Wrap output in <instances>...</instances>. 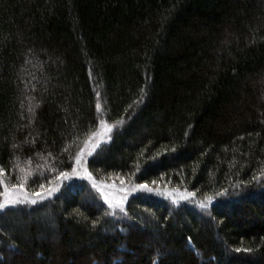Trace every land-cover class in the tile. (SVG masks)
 <instances>
[{"label":"trees","instance_id":"1","mask_svg":"<svg viewBox=\"0 0 264 264\" xmlns=\"http://www.w3.org/2000/svg\"><path fill=\"white\" fill-rule=\"evenodd\" d=\"M0 169V264H264V0H0Z\"/></svg>","mask_w":264,"mask_h":264},{"label":"rangeland","instance_id":"2","mask_svg":"<svg viewBox=\"0 0 264 264\" xmlns=\"http://www.w3.org/2000/svg\"><path fill=\"white\" fill-rule=\"evenodd\" d=\"M111 129V130H110ZM113 125L102 122L100 125V129L91 137V139L86 143L84 146L83 151H80L78 155L80 156V159L75 160L73 170L68 174L66 177L70 178H79V179H85L90 183L94 191L97 193L98 197L101 198L102 201L107 204L109 207V210L113 213H115L117 216H120L124 213V206L127 198L137 192H143L155 195L160 198H164L167 200H170L172 202L178 203V202H184L191 198V195L189 193H186L184 191H179L171 188H153L150 186H147V188H140V185L143 184H135L130 182H122L117 180H95L88 174V171L86 169V161L88 157L93 153V151L103 142H106L108 140V136L110 132L113 130ZM77 155V156H78ZM67 178L64 177L66 180ZM60 183L54 184L52 187L42 190L40 192L43 193V198H38L35 196V193H29L24 188L23 190L16 188L13 190L12 186H8V189L12 190V194L14 196H17L21 199L27 198V200H33L35 199L38 202H42L44 200H47L51 198L54 193L59 189ZM52 189H55V191H51V194L49 195L48 192ZM4 192V189L2 193ZM190 201V200H189ZM198 206L201 208L208 207L209 204L205 202H196ZM17 204H33L30 202H24V203H17ZM15 204V205H17ZM35 204V203H34ZM11 205V206H15ZM9 206V207H11ZM199 208V207H198ZM122 213V214H121Z\"/></svg>","mask_w":264,"mask_h":264},{"label":"snow or ice","instance_id":"3","mask_svg":"<svg viewBox=\"0 0 264 264\" xmlns=\"http://www.w3.org/2000/svg\"><path fill=\"white\" fill-rule=\"evenodd\" d=\"M96 107H97V110H99L101 108V105L97 104ZM81 151H83V150H81ZM79 159H80V156L78 155L77 156V160H79ZM3 174H4L3 170L0 169V175H3ZM60 175H61V177H65L66 173H61ZM139 187L140 188H147V185H140ZM16 188H19V189L23 190L24 185L23 184L13 185V190L16 189ZM40 188L44 189V185L41 184ZM51 191H55V189L50 190L48 192L49 195L51 194ZM35 196L38 197V198H43V193L42 192H37V193H35ZM24 202H30V203L34 204L37 201L35 199L29 201V200H27V198L21 199V198H19L17 196H14L12 194V190L8 189V187L6 185L4 187V192L0 193V211L5 210L7 207H9L11 205H15L17 203H24ZM236 251H241V249H236ZM244 251H251V249H244Z\"/></svg>","mask_w":264,"mask_h":264}]
</instances>
